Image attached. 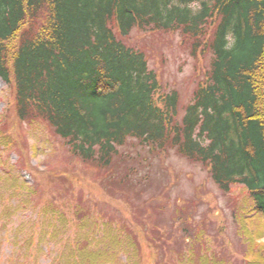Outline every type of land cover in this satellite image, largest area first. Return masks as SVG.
Returning a JSON list of instances; mask_svg holds the SVG:
<instances>
[{"label": "trees", "instance_id": "16d2710c", "mask_svg": "<svg viewBox=\"0 0 264 264\" xmlns=\"http://www.w3.org/2000/svg\"><path fill=\"white\" fill-rule=\"evenodd\" d=\"M146 32L179 34L197 59L211 53L182 115L179 91L150 66L146 45L127 40ZM0 78L15 124L50 126L104 188L141 185L124 164L133 156L121 151L138 142L202 164L225 192L247 185L264 213V0H0ZM7 119L0 115V264H172L166 253L146 255V242H171L144 231L143 218L135 228L84 196L71 207L37 196L36 177L2 161L5 149L19 148ZM27 210L35 216L7 221ZM177 254L173 264H228L201 241H183Z\"/></svg>", "mask_w": 264, "mask_h": 264}, {"label": "rangeland", "instance_id": "374dc122", "mask_svg": "<svg viewBox=\"0 0 264 264\" xmlns=\"http://www.w3.org/2000/svg\"><path fill=\"white\" fill-rule=\"evenodd\" d=\"M147 33L132 34L127 40L140 48L146 45L150 66L160 72L169 88L179 91L182 115L199 80L210 67L211 53L197 59L179 34L154 36ZM11 97L10 87L0 79V115H8L3 125L15 132L18 141L15 146L19 147L10 151L5 149L2 161L9 167H20L16 169L18 174L31 183L36 177L42 185L37 196L60 198L68 207L79 196H84V199H90L86 204L91 209L105 213V217L114 222H119L123 213L128 221L135 223V228H138L136 220L143 218L144 231L161 230L171 242H164V238L151 240L156 241L154 246L146 242V255L155 251L166 253L171 255L172 264L183 241L203 242V251L215 253L228 264H246V261L257 264L262 258L264 213L246 185L237 183L225 192L202 164L192 162L176 151L163 155L151 153L136 142L135 146L128 145L121 151L128 157L133 156L124 164L133 170L130 176L142 181L141 185L138 188L127 185L104 188L97 170L72 156L64 140L50 126L37 124L32 128L20 121L15 124L14 111L7 110ZM34 144L37 149H32ZM178 207L183 208L181 214L177 212ZM34 213V210H27L25 216L14 215V222L7 221L19 223L17 221L35 216ZM143 241H146L144 236ZM160 241L163 246L158 247ZM9 248L6 242L4 250L7 253ZM196 250L202 252L197 244ZM152 260L150 258L148 264H152Z\"/></svg>", "mask_w": 264, "mask_h": 264}]
</instances>
